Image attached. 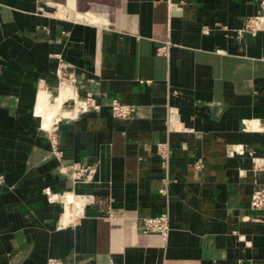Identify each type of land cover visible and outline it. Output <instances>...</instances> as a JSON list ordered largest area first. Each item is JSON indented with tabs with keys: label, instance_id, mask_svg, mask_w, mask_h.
<instances>
[{
	"label": "crops",
	"instance_id": "0c3cea01",
	"mask_svg": "<svg viewBox=\"0 0 264 264\" xmlns=\"http://www.w3.org/2000/svg\"><path fill=\"white\" fill-rule=\"evenodd\" d=\"M260 1L0 0V264H264Z\"/></svg>",
	"mask_w": 264,
	"mask_h": 264
},
{
	"label": "built area",
	"instance_id": "2783aa9c",
	"mask_svg": "<svg viewBox=\"0 0 264 264\" xmlns=\"http://www.w3.org/2000/svg\"><path fill=\"white\" fill-rule=\"evenodd\" d=\"M244 29L255 32L264 28V0L260 1V10L258 14L254 16H249L245 18ZM164 46L158 48V53H164ZM58 75L63 77L59 81V83L65 82L64 80V72H60L58 70ZM61 74V75H60ZM66 83V82H65ZM74 102V101H73ZM97 105L88 97L82 100V103L79 105L78 109H97ZM108 109L110 114L114 118H128L133 113V107L127 104L119 103L117 100L112 99L108 103ZM176 123V111L173 109H169L167 115L166 124L169 127H172L173 124ZM161 153H164V150L160 148ZM253 164L260 168L264 164V158L257 157L253 159ZM1 181V175H0ZM264 205V186L262 188L253 189L249 196V207L250 208H260ZM143 227L142 232H151L157 233L160 236L164 237L168 233L169 226H168V217L165 213H160L156 216L146 217L142 219Z\"/></svg>",
	"mask_w": 264,
	"mask_h": 264
},
{
	"label": "bare ground",
	"instance_id": "6f19581e",
	"mask_svg": "<svg viewBox=\"0 0 264 264\" xmlns=\"http://www.w3.org/2000/svg\"><path fill=\"white\" fill-rule=\"evenodd\" d=\"M58 88H60V90L61 91H63V95L65 96L64 97V99H63V101H62V103L60 104V106L57 104V109H58V114L60 115V114H62L61 113V111H64L63 112V116L64 117H71V113H67L66 112V110H64L63 108H62V106H63V104L64 103H66L67 102V100L69 99V97H71L72 96V94H71V92H70V85L69 84H66L65 82H63V83H59L58 84ZM61 91H60V94H61ZM82 103V101H80V102H78L77 104L76 103H74V107L77 109V111H78V107H79V105ZM60 112V113H59ZM66 112V113H65ZM57 114V115H58ZM62 116V115H61ZM62 116V117H63ZM49 132L51 131V128L48 130Z\"/></svg>",
	"mask_w": 264,
	"mask_h": 264
},
{
	"label": "rangeland",
	"instance_id": "374dc122",
	"mask_svg": "<svg viewBox=\"0 0 264 264\" xmlns=\"http://www.w3.org/2000/svg\"><path fill=\"white\" fill-rule=\"evenodd\" d=\"M61 91V90H60ZM61 93H62V91H61ZM65 97V96H64Z\"/></svg>",
	"mask_w": 264,
	"mask_h": 264
}]
</instances>
